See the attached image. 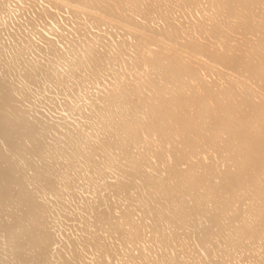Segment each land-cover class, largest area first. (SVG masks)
<instances>
[{
	"label": "bare ground",
	"instance_id": "1",
	"mask_svg": "<svg viewBox=\"0 0 264 264\" xmlns=\"http://www.w3.org/2000/svg\"><path fill=\"white\" fill-rule=\"evenodd\" d=\"M44 1L45 3L46 1H48L47 3H50L52 6H44V8H42L40 11L36 12L35 17L37 16L38 19L41 18V20H44V23L42 25H45V23L48 24V22L52 20L53 15L56 14L55 10L58 9L57 11H59L60 8L66 7L68 10L66 11V14L70 11L75 17H77L78 20H76L75 17L73 18L76 23L78 21H83V17L87 18L89 16L87 22L89 23L90 27H94V29L96 28V30L99 29V26H101L102 24H106L104 28H106L108 24L109 26L116 27V29H121V27H124L127 31V35L123 32H120V34L123 33V35L118 34V29L115 31L114 34H118V36L122 37H124V35L125 37H129L123 40L121 38V42L116 41V44L114 42L112 44L111 41H114L115 35L112 36L110 34L112 36L111 37L109 35L111 31L109 32V30L106 28L108 30V35L105 34L107 31L105 33L101 32L102 34H100L99 30V33H96L95 30L91 32L92 30L88 28L87 24H85V21L84 23L81 22L82 24L79 22L80 24L78 23L74 25L75 28H73L74 31L78 32L77 35H72V33L75 34V32H72V30H70L72 27L69 29L71 33L70 31L68 32V29L66 30L63 28L66 32L71 34V37H69V35H66L67 33L64 32H62L64 34H61V37H63V35H66V37L68 36L67 38H69V41L67 38L65 39V37L64 39L60 36L58 37H60L63 42H65V40L67 43L70 42L68 43L70 44V47H68L69 45L65 42V44L67 45V49L65 48V45L63 48H65L67 51L70 48L73 53L71 52V50H69L70 53L68 54H72V56L70 55L71 57L68 58V63L66 61L68 55L65 54L64 55L67 56L64 57L66 58V63L61 62V64L63 65L68 64L67 70L64 69V71H61L60 69H63L62 67L59 70L63 72V74L55 73L56 75H52L53 77H55L54 80L52 79L53 83H56L59 88L60 86H62L61 88H63V91L72 90V92L84 89V86L87 82L98 84L100 82H96L98 78L99 80L100 78L102 79L105 74L110 78L106 80L107 76H105V79H102L106 80V82L101 85L103 88H99L100 90L96 91L95 94H93V97H90L91 99H88V97L86 99L84 98L87 101H80L82 97H85L84 95H82L81 97V94L88 93L89 95V92H83L82 90L81 94L78 95L80 96L78 97L80 98L79 100L76 96H72L73 99L76 97V99H74V101L76 100V103L77 100L80 102L85 101L84 103L87 102V106L90 107L86 108L85 111L87 109L89 110L90 108V113L87 110L90 114L89 117H93L95 121L89 120V117L87 119V111H81L82 114H80V117L82 118V115L85 113L86 119L88 121H91V123L92 121L95 122V125L97 126L96 128H100L99 130L102 129L103 134L100 133V138L98 139V130L96 129L95 131V133H97L96 137L94 136L95 134L93 135V133H91L95 130L94 128V130H92V125L94 126V124H91L90 127L87 126V124H90V122H87V127H83L85 130L81 131L88 132L86 128L90 127V132H76L77 134L74 135L72 139H78L77 144L80 145V147H88L89 151L87 153L85 163L93 166L97 175L99 173L101 174L99 180H103L104 178L105 181V178L108 173L104 177V171H108L107 169L113 166V168L115 167V170L117 169L120 171V173H124L127 180L133 182L132 184L129 182V184H125H128L131 188H137L140 193L139 197L135 201V204H130L131 207L126 206V208L121 209L123 210L122 214L120 213L121 210L119 211V218L117 217L118 219L114 218L117 215L113 216L111 211H100L97 213L98 216L95 217L98 218L96 219V221H99L101 224H103L102 226H104L105 224H110L107 225L109 226V231H111L110 236L115 235L116 239H121L120 241L122 243L124 242L126 245L130 243L132 247V244L140 245L141 241H143L144 243L145 234H149V232L146 231H151L150 237L149 235H147V237L150 238V241H148L147 238L145 239L147 240L146 242L152 243V246L155 248V253H151V245L145 246L143 244L140 249H138L139 247L134 245V248L139 250V252H137V255L133 252L135 254L133 255L131 253L135 250H132L129 252V254L133 256H129L126 255L128 254L126 250H122L125 247L124 243V247L121 246L119 243H117L118 245L115 244L117 246L120 245V249L121 247H123L121 251H123L125 258L126 256L129 257V262L131 259V263L129 264H227V262H229L228 260L231 257L237 255L240 257L241 254L245 253H249L251 255V259L253 258V260H249L250 257H247V259L252 262L251 264H264V120H262V122L258 125L260 128L262 127L263 130H257L255 131V133L253 132L254 134L251 133V130V132L249 131L250 136H247L248 130H244L243 132V129H246L245 127L248 125V122L244 120V115L238 114V112L236 111L238 109L237 107L242 108V106H240L241 104L239 102L236 103L235 101H232V104H228L227 101L226 103L223 101L224 97L231 96L233 100H237V97H239L238 95H241V100H244L245 103L248 102L250 106L255 107L256 104H260L264 107V93H260L258 92V90L255 92L253 90L254 88L252 89L250 84L248 85L246 82L241 81V79L238 80L236 76L237 72H235L236 77L234 76V74H232L231 77L229 76L230 73L228 72L227 74V71L225 70L221 72L222 75H220V79H217V81L215 80L214 83L212 82L214 87L216 86L217 89H213V87L207 85L206 81L203 79V74L205 72H202V69L204 71L205 67L202 68L201 66L205 65L211 70L214 67V65H212L211 63L217 62L219 58V60L224 63L222 65H225L226 67L228 66L227 68L229 69H235L239 65L233 63H231L233 65H229L225 60L228 56H224L226 52L222 55L217 54V56L215 55L214 51H208L207 53H204L200 50L201 47L198 48V44L187 41L188 38L184 37V35L182 34H179V30L184 34L185 31L183 28L191 27L196 23L195 20L192 21L188 18V25L183 26L182 22H177V24L174 23L173 18L163 19V16L164 14H166L167 8L169 7L167 2H169L170 0H150L148 2L147 0H145L146 4L141 9L140 14L131 9L130 10L132 12L128 11L129 8H126L127 6L124 7L122 5L124 0ZM175 1L178 2L177 5H179L180 3L181 5L183 4L188 8L190 7L191 14H193L192 12L195 9L196 5L199 4V0ZM211 2L214 5L223 4L228 9H232V15L233 10L236 7L235 5H238L243 10H248V12L252 9L255 4H258L260 7L264 8V0H225L223 2L222 0H211ZM39 3L40 1L38 2V4ZM12 4L13 3H10V5ZM35 4H32V6H34ZM38 4H36L35 6H38ZM7 5L8 4L5 0H0V14H2L1 10L6 9L8 7ZM25 7L27 6L25 5ZM187 7L186 9H188ZM247 7H251V9ZM13 10L15 9H12L11 11L13 12ZM25 10L27 13L29 12L27 9ZM37 10H39V8H37ZM245 10L242 14L244 17V14L246 13ZM33 11L35 12V10ZM234 11L237 13V11L240 10L237 9ZM6 12L9 13L7 9ZM240 12L242 13L243 11ZM22 13H19L21 14L20 17L22 16ZM27 13L24 14L27 16ZM236 13L234 14L235 16L240 14L239 12L237 14ZM63 15L59 16H62L61 18L63 19V22H65V20L67 21L68 18L65 15V17L67 18L66 19L65 17H63ZM132 15H135L141 18L142 20H137ZM239 16L241 17V15ZM28 18H30V20H28L31 23V20L33 19L31 17ZM80 18H82L83 20H79ZM38 19H36L37 22ZM69 19L68 24L70 23ZM155 19L159 20V23L155 22L157 24L156 27L150 26L149 22L154 21ZM53 20H55V18H53ZM56 21L58 22L59 20ZM32 23L35 24L34 29L37 28V25L38 27H42V25H39L35 22ZM48 25L45 27H48ZM58 27L57 29H59ZM27 28L30 30L29 27ZM53 28L54 27L52 25L51 29ZM60 28L62 29V27ZM124 28H122V31H124ZM51 29H49V31H51ZM111 29L113 30V28ZM44 30L47 31L46 28L43 29V31ZM102 31L105 30L103 29ZM175 31L178 33H175ZM89 32L91 33V35L88 34ZM227 34L224 32V35L227 36ZM208 35L210 36V33ZM224 35L222 34V36H220L219 38L223 37ZM109 36L111 37L110 39ZM182 36L184 38L182 39L183 41L178 40L176 44H171L176 41L175 39H178V37L182 38ZM45 37L43 36L42 39L40 38L42 40V44H44L43 40H47V43H45V45L49 46L48 38L45 39ZM73 37L76 38L73 39ZM70 38L72 39V41H70ZM206 39L209 41L208 38ZM50 40L52 39L49 38V42L51 43ZM57 40L59 39L57 38ZM117 40L120 41L119 37ZM63 42L62 44H64ZM54 43L56 44V42ZM50 45L55 46L53 44ZM176 45L179 48H177ZM47 46H45V48ZM202 46L206 47L205 45ZM37 47L38 52H41L42 50L39 48L42 46L37 45ZM237 47L235 46L236 49ZM50 48L52 53H50V55L53 56L54 54V58H56L57 61L59 58L64 61V58H61L64 51L59 52V46L56 48L58 49V51L53 50V47L51 46ZM212 48L214 47L211 46L210 49ZM47 49H49V47ZM217 49L219 51L218 47ZM224 49H226V47ZM48 52L50 51H47V53ZM176 52L180 54L176 55ZM252 53L254 52L252 51ZM40 54L42 55L43 53ZM195 54H199L198 57H193V55ZM35 55L39 56L38 54ZM230 55L232 54H229V58ZM43 56L47 57V55L44 54ZM46 57L45 59L47 60L48 58L49 60L52 59V57L50 58V56H48V58ZM204 57L207 60L205 59V61L203 62ZM56 59L54 60V63L57 62ZM192 60L194 63H196V66L198 65V67L192 66V64L189 65V62H191ZM52 61L53 60H51V62ZM59 62H57V66L59 65ZM251 62L254 63L255 61L251 60ZM256 63H258V61H256L255 64ZM249 65L250 64H248V66ZM53 66L56 65L54 64ZM58 68L54 69V72H56L55 70H57V73H60ZM64 68H66V66ZM50 69L53 70V68ZM241 69L240 71H242ZM261 69L262 68L260 67V71ZM52 70L50 71L52 72ZM51 72H46V75L49 73L53 74ZM209 75L210 73L208 74V76ZM45 77L43 78L45 79ZM50 77L47 78L49 79ZM52 80L50 82H52ZM67 81H70L71 83H69V85L64 86L65 83H68ZM255 81L252 80L251 82L253 83ZM209 82L211 81L209 80ZM53 83L51 84V86L54 87ZM237 86H239V88H237ZM85 87H87V85ZM55 88L58 90L57 86ZM61 88L58 91L63 94V91H60L62 90ZM85 89L87 91V88ZM80 91H77L76 95L79 94ZM65 93L68 94L69 98L71 97L70 95H72L71 92L70 94L69 92ZM177 94H179V97ZM90 96H92V94ZM72 100L70 99L71 103L75 104ZM233 103L236 104V107H233ZM65 106L69 107L68 104ZM204 106L211 109V111L209 112L214 114L216 112H219V114L216 113L218 115H216V117H212L210 120L209 117L206 116L208 115V113H205L204 109H206V107L204 108ZM74 107H72V109ZM82 107H84V105ZM82 107L80 106L81 110H83ZM80 108L76 107L75 109H78V111H80ZM75 111L77 112V110ZM76 112L72 113L73 117L71 116L74 121V117L77 115H74V113ZM253 112H255L254 109ZM70 114L68 113L69 118ZM213 115L211 114V116ZM248 115L249 113L247 114V116ZM206 118H208V120ZM231 122L234 127L232 129H229L228 126L231 124ZM20 124L21 119L15 114H10L8 118L0 116V131L3 134L6 131H8L7 133H9V130H5L4 132H2L3 130L1 129H11L12 125L13 127L11 130L13 133V128L20 129ZM200 124H205L204 126L208 128V133L209 131H211L215 137H218V140L220 139L221 143H217V141L216 143L217 145L221 144L222 149L217 145L214 148H220H218L219 150H221V153H219L222 156L221 158L225 160L226 163L223 160L222 161L224 163H220L221 160L219 161V163H223L224 168L217 166V163L216 165H214L213 163L210 164L209 161L206 160L208 151L210 149H212V153H214V151L213 148L210 147L212 141H208V138L210 139L211 135L208 138H201L203 136L206 137L207 133L203 136L199 135L202 134L198 132L200 130L199 127L201 126ZM9 125L10 127H8ZM78 129L76 131H78ZM245 132H247V134H245ZM90 134L93 135V137H96L97 140L95 138L94 141L90 142V140L92 139V136H89ZM101 134L104 137H101ZM222 134H224L226 137H221ZM214 136H211V139H214ZM246 136L249 139L253 138L251 139L253 143H249L248 141L250 140L244 138ZM69 139L70 141L72 140L71 138ZM173 148L174 150L180 151L181 153L183 152L182 154H184L186 158L184 156L182 157L190 161L186 162V166L182 165L181 167L177 165L178 163L180 164V162H182L183 158L178 163L177 161H172L174 159L173 155L174 153H176L174 152ZM97 151H101L102 155L100 158H96V160L94 155H97ZM180 152L179 155L181 157ZM214 154H216L217 156L216 151ZM220 154H218V159L220 158ZM177 155L178 154L176 153V156ZM1 156L2 154L0 155V157ZM208 157L210 159V156ZM117 163H119L118 166L116 165ZM111 171L113 172V169H111ZM1 172L2 171L0 169V173ZM109 174L111 175V173ZM4 175L9 176L10 174L9 172H7ZM0 176H2V174H0ZM91 178L93 179V177ZM92 179H90L91 182L96 181ZM120 184L118 183V185ZM110 185L112 186V184ZM2 192L0 196L5 197L7 192ZM125 195L126 197H129V199L132 197V192L130 191V189L125 191L124 196ZM134 209H138L137 211L140 210V213L143 214L140 215L144 216V218L142 217L143 220H146V218L152 219V221L150 220L152 224H150L151 222H147L149 221V219H147L146 223L145 220H141L142 222L137 220V222L135 220L136 217L135 219H133L132 215H134V213L136 215V212L133 211ZM193 210L195 211V214L191 215L190 212ZM33 212L35 211L32 209V211H30V214H32ZM17 216H14V220L12 219L13 221L11 228L8 227L9 230L11 229V231H15V229L17 228L16 226L19 225L21 222L23 223L25 219L22 217L23 215L21 217ZM37 217L38 216H36V218ZM190 221H193V224L196 228V240L194 239L193 243L186 241L187 239H189V237L186 236H189L188 227L190 226ZM167 224H170L171 228L174 227V229H167ZM146 227H149L150 230L147 229L145 231L144 229H146ZM144 231L146 233H144ZM91 236H89L90 238L88 237L89 240H87L89 242L91 240L92 243H96L92 244L90 242L91 244H89L93 245V247H98L97 244L102 243L100 241L98 242L99 239L97 238L99 236ZM104 237L106 238L107 235ZM119 239L117 241H119ZM104 242L105 241H103L102 245L100 244L101 247H98L101 248V251L98 252V248L96 250L98 254L101 253L99 255L97 254V256H99L103 261H105L107 256H109L108 254H110L109 252H111L112 249L115 250V247L113 248V246L110 245V242L109 245H106L107 242ZM131 246L127 245L126 247L128 248L126 249L129 250V247L131 248ZM118 248L116 247V252L114 250L113 251L117 253ZM109 249L111 250L109 251ZM195 249L200 250V253L199 251L196 252ZM124 251L126 252V254ZM123 253L122 255L120 254V252L118 253V256H120L119 258H122V256L124 258ZM111 255H113V253H111ZM205 256L207 257L205 258ZM234 258L236 259V257L232 258L235 261ZM101 260L100 262L102 263L103 261ZM236 260H239L241 262V259L237 258ZM231 262L229 263L231 264Z\"/></svg>",
	"mask_w": 264,
	"mask_h": 264
},
{
	"label": "rangeland",
	"instance_id": "2",
	"mask_svg": "<svg viewBox=\"0 0 264 264\" xmlns=\"http://www.w3.org/2000/svg\"><path fill=\"white\" fill-rule=\"evenodd\" d=\"M5 1L8 4L7 5L8 7L6 6L7 7L6 9L8 10L9 13L6 12V9H3L1 11H2V14H4V15L0 14V116L8 118L10 114H15L21 119V124H20V129H16V128L14 129L13 128V130H14L13 133L11 130L13 127L12 125H11V129H9V128L1 129V130H3L2 132H4L5 130H9V133H7L8 131H6L3 134L0 131V152L2 154V156L0 157V169L2 172H5V173L1 172L0 174H2V176H5L4 174H6L7 172H9V174H10L9 176L6 175L7 176V177L5 176L6 178L0 176L1 177L0 178V195H1L2 191H4V193L7 192L5 197L0 196V264H124V263L126 264L127 260H128L127 264H129V263H131V259L129 262V259H128L129 257L126 256V258H127L126 259L125 255H124L123 251H121V249L125 246L122 250H126V252H128V254H126V252L124 251L126 255H129V256L131 254L137 255V252H139V250L134 248V245L139 247L138 249H140V247H142L143 244L145 246L151 245V247L153 248V250H152V248L150 247L151 253H155L154 252L155 248L152 246V243L146 242L147 240L150 241L149 237L151 235L150 234L151 231H146L147 229H149V227H146V229H144L146 232H149V234H147V235H149V237H147L146 234L144 236L145 238H147V240L143 237L145 242L143 243V241H141L142 243L140 242V245L139 244L138 245L132 244L133 247L130 245V243H128L127 245L131 246V248L129 247V250H128V249H126V248H128V247H126L127 245L123 242L125 244L124 245L120 241L121 239H119V238L116 239L115 235L110 236L111 231H109V228H108L109 226H107L110 224H105L104 226H102L103 224H101L99 221H96V219H98V218H95V217L98 216L97 213L100 211L101 212L111 211L113 216L117 215L114 217L116 219L118 217L119 211L121 209L126 208V206L131 207L130 204H132V205L135 204V201L139 197L140 193H139L137 188H131L128 184L129 183L132 184L133 182L127 180V178L125 177V174L122 172L120 173V171L117 169L115 170L114 169L115 167L113 168V166L110 168L108 167L110 170L107 169L108 171H106V170L104 171V174H105V175L103 174L104 177L108 173V175H107L108 177L106 176L105 181H104V178H103V180H99L101 174L99 173L97 175L94 167L91 166L90 164L85 163L86 156H87V153L89 151L88 147H86V148L80 147V145L77 144L78 139H75V140H74V138L72 139V137H74V135H76L78 132L82 133L83 131H81V130H85L84 129L85 127H87V126L91 127V124H94V126L92 125V130L95 129L91 133H93V135L95 134L94 136H96L98 133V136H99L98 139L100 138V133H102L103 131H102V129L99 130L100 128L97 129L95 122H93V121H95L94 118L89 117L90 116V114H89L90 108H89V110L87 109L89 111V113L86 110L87 111L86 115H87V119L89 117V120H93L92 123H91V121H88L86 119L85 113L82 115V118L85 116L83 119L80 117V114H82L81 111L84 112L86 108L90 107V106H87L88 105L87 102L84 103L85 101H87L85 99L87 97H88V99L90 97L92 98L93 94H95L96 91L100 90L99 88H103L101 85L103 83H105L106 80L110 79L109 76H107L105 74V76H107L106 80H102L103 78L105 79V76H103L102 79L100 78V80L98 78V80L96 82L100 81L99 82L100 84L99 83L94 84L91 82L93 84L92 85L91 83L87 82L88 83V84L86 83L87 87H85L86 85L84 86V89L87 88V91H86V89L85 90L82 89V90H83V92L84 91L89 92V95H88V93L81 94V92H82L81 89H80L81 91L80 90H76V92L73 91L74 93L72 92V90L63 91V88H61L62 86H60V88L62 89L60 91H63V94H61V92L58 91L60 89L59 86L56 83H53V80L55 77L52 76V75L61 74V73L63 74V72H61V71H64V69L67 70L68 64L63 65V64H61V62L66 63L65 62L66 58H64V57H67V56H65V55H68L67 60H66L67 63L69 61L68 58H70L72 56V54H70L71 56L68 54V53H70L69 50H71V49L69 48L68 51L66 50L67 49L66 44H68L70 42L67 43L65 40V42H66V44H65V42H63V40L60 39V37H61V34H64V33H67L66 35H69V37H71V34H70L71 31L70 30H72V32H75V34L72 33V35H77L78 32L74 31V28H75L74 25L78 24L79 22L84 23V21H85V24H87L88 28L90 30H92L91 32H93L95 30L96 33H99V31H100V34H102L101 32L105 33L107 31L105 34L108 35V30H109V32L111 31L109 33V35L111 34L112 36L113 35L116 36V37L114 36L115 39L113 38L114 41L113 40L111 41L112 44H113V42L115 44L117 42H121V38H122V40L125 38H129L128 36L125 37V35H124V37L118 36V34H120V32H123L124 34L126 33V35H127L126 29L124 27H121V29L117 28L119 30L117 32H119V33L114 34L115 31L117 30L116 27L109 26V24H108L106 27L108 29L107 30L106 28H104V26H106V24H104V25L102 24L101 26H99L100 28L96 30V28L94 29V27H90L89 23L87 22L89 19L88 18L89 16L87 18L83 17L84 20L82 18H80L79 20H83V21H78L76 23L73 20V18L75 16L70 11H69L70 13L68 12L69 14L68 13L66 14V11H68L66 7L60 8L61 11L60 10L57 11L58 9L55 10L56 14H54V15H56V16L53 15L52 20H50L48 22V24H50V25H48L47 23H45V25H42L44 23V20L42 19L43 20V22H42L41 18L38 19V17L36 16L37 17L36 18L35 15H36V12L40 11L42 8H44V6L45 7L46 6L47 7L52 6L50 3H47L48 1H46V3H45L44 0H39L40 1L39 4H38L39 1H37V0L36 1L35 0H29V2H31V3H29L28 0H25V1H23V0H21V1L20 0H17V1L16 0H10V2H9V0L8 1L5 0ZM13 1H15V2H13ZM41 1H42V3H41ZM148 1H150V0H147V2ZM223 1H225V0H222V2ZM10 3H13V4L10 5ZM14 3H16V4H14ZM17 3H19V4H17ZM35 3L38 4V6H35L36 5ZM32 4H35V5L32 6ZM145 4H146L145 0H124L122 3V5L124 7L127 6L126 8H129L128 11L134 10L138 14L141 13V9L143 8V6ZM167 4L169 5V7L167 8L166 14H164V16H163V19L173 18L174 23L177 24V22H182L183 26L188 25L189 19L192 21L193 20L196 21V23L194 25H192L191 27L183 28L185 31L184 34L182 32H180V30H179V34H182V35H184V37L188 38L187 41L194 42L195 44H198V48L201 47L200 50L203 51L204 53H207L208 51H214L215 55L217 56V54L222 55V54H225V52H226V54L224 55L226 57L228 56L227 59H225L226 62L229 65L238 64L239 66H237V68L240 67V68H238L239 71L237 68H235V69L230 68L229 69V68H227L228 66L226 67L225 65H222L224 63L221 60H219L220 59L219 57H218L219 59L217 60V62L211 63L212 65H214V67H213L214 69L212 68L213 70L212 69L210 70V68L205 66V65L201 66L202 68L205 67V69L208 68V69H206L207 71L205 69L203 71V69H202V72L203 73L205 72L203 74L204 75L203 79L206 81L207 85H209L210 87H213V89H217L216 86H215L216 88L214 87L213 83L215 82V80L217 81V79H220V77H221L220 75H222L221 72H223V70H225V71H227V74H228V72L230 73L229 76H231V77H232V74H234V76H235V74H236L235 72H237L236 76H237L238 80L241 79V81L246 82L248 85L250 84L251 88L252 89L254 88L253 90L255 92L258 90V92L264 93V90H263V84H264V60H263L264 59V57H263L264 56V8L260 7L258 4H255L253 7L251 6L252 9H251V7H247L249 9H251L249 12H248V10L244 9L245 12L247 13V16H248V18H247L246 13L244 14L245 17L242 15L244 13V10L241 7H239L238 5H235L236 7L234 10L238 9L240 11H243L242 13L240 11H237V13L238 12L240 13L239 15H241V17L239 15L235 16L234 14L236 12L234 10H233V15H232V12H231L232 9H228L223 4L214 5L211 2V0H199V4L196 5L195 9L192 12L193 14L190 13V11H191L190 7L188 8L187 6H184L183 4H182L183 5L182 6L180 3H179V5H180L179 6V5H177L178 2H176L175 0H170L169 2H167ZM25 5L27 7H25ZM14 6H15V8H14ZM20 6H21V8H20ZM177 7H180L181 9L177 8ZM186 7L188 9H186ZM11 8L15 9L16 11L13 10V12H12ZM37 8H39V10H37ZM25 9H27V10L30 9L28 11L31 12L32 14L29 12L27 13ZM19 10H21V11H19ZM33 10H35V12ZM17 12L27 13V16L24 13H22L21 17H23V18H21L20 17L21 14H19ZM17 14H18V16H17ZM30 14H31V16H30ZM63 14H65L68 19L70 17V19H69L70 25L68 24V22H69L68 19ZM37 15H38V13H37ZM59 15H63V17H65L67 19V21L64 19L65 22H63V19L61 18L62 16L60 17ZM132 16L134 18H136L137 20H142L141 18H139L135 15H132ZM28 17H31L33 19V20H31L32 22H35L39 25H42L43 28L40 26H39L40 27L39 28L38 25L36 24L37 28L34 29L35 24L31 22L34 25L33 26L29 22L30 18H28ZM71 17H72V20H71ZM53 18H55V20H53ZM36 19H38V22ZM75 19L78 20L77 17H75ZM39 20H40L41 24L39 23ZM56 20H59L60 23H59V21L57 22ZM72 21H74V22H72ZM155 22L159 23V20L155 19L154 21H150L149 25L152 27H156L157 24ZM63 23H65V24H63ZM29 24L32 26H30ZM51 24L54 27L53 29H51V27H52ZM47 25H48V27H45ZM56 25H57V27L59 26L58 27L59 29H57ZM49 26H50V28H49ZM27 27H29L30 30ZM60 27H62V29L63 28L66 29V30L68 29V32L70 31V33L66 32L64 29L62 30ZM71 27L72 28L74 27V28L72 29ZM108 27H110V28H108ZM45 28L47 29V31L44 30L45 31L44 32L43 29H45ZM102 28L105 31H102L103 30ZM111 28H113V30ZM122 28H124L123 29L124 31H122ZM49 29H51V31H53V32L49 31ZM48 31H49V33H48ZM56 31L58 34L56 33ZM62 32H64V33H62ZM205 32L207 35L205 34ZM224 32L226 34L228 33L227 36L224 35ZM123 33H121L120 35H123ZM175 33H178V32L175 31ZM209 33H210V36L208 35ZM88 34L91 35L90 32ZM222 34L224 36L219 38L220 36H222ZM42 35L44 37L46 36L45 39L48 38V45L49 46L45 45V43H47V40L46 41L43 40L44 44H42V40H41L43 37ZM66 35H63V37H61V38L64 39V37H65V39H66L68 37V36L66 37ZM40 36H42V37H40ZM58 36H60V37H58ZM110 36H109V39L112 37V36L111 37ZM212 36L214 39L212 38ZM76 37H73V39H75ZM118 37H119L120 41L117 40ZM226 37H227V39H226ZM49 38L52 39V40H50L51 43L49 42ZM57 38L60 41L62 40L61 43L59 40H57ZM206 38H208L209 41ZM224 38H225V41H224ZM67 39L69 41V38H67ZM182 39H184L183 36H182V38L178 37V39H175L176 41H174L171 44H174V43L176 44L178 42V40H182ZM194 39H196V40H194ZM197 40H199V41H197ZM52 41L56 42L57 46ZM70 41H72L71 38H70ZM204 41L207 44H205ZM219 41H221L223 44ZM57 42L60 44H58ZM62 42L64 44H62ZM209 42H210V44H209ZM50 44H53L56 47L52 46ZM208 44L210 45V48H211V46L214 47V48H212L213 50L209 48ZM37 45L42 46L39 48L42 50L41 52H38ZM64 45H65L66 49L63 48ZM68 45H69L68 47H70V44H68ZM202 45H205L206 47H204ZM215 45H218V46H215ZM45 46H47V47L45 48ZM50 46L53 47V50H57V51H58V49H56V48L59 46V52L64 51L63 55L61 57V58H64L63 59L64 61H62V59H60V58L57 61V59L54 58V54H53V56L50 55V53H51ZM61 46L64 50L61 48ZM235 46L236 47L239 46V47H237V49H236ZM48 47H49V49H47ZM54 47H55V49H54ZM176 47L179 48L177 45H176ZM217 47L219 48V51H218ZM225 47H226V49H224ZM60 48L62 51L60 50ZM221 49H222V51H221ZM234 49H236V50H234ZM238 49H239L240 54L238 52ZM241 49H244V50H241ZM46 50L50 51V52L47 53ZM65 50H66V53H65ZM246 50H247L248 54L246 53ZM43 51H45V52H43ZM252 51L254 53H252ZM71 52H72V50H71ZM231 52H233V53H231ZM34 53L38 54V55L40 53H43L44 55H47V57L43 56V54L42 55L40 54L39 56H37ZM175 54L179 55L180 53L176 52ZM229 54H232V55H230V58H229ZM198 55L199 54H195V55H193V57H198ZM248 55H250V56H248ZM40 56H42V57H40ZM48 56H50V58L52 57V59L49 60ZM243 56H244V58H243ZM245 56H248V57H245ZM259 56H261V57H259ZM45 57L48 58V60L45 59ZM200 57H202V56H200ZM246 58H248V59H246ZM249 58L252 61H255V62L258 61V63L255 64V62L254 63L251 62V60ZM260 58H262V59H260ZM55 59L57 62H59V60H60L58 66H57V62L54 63ZM205 59H206L205 57H204V60L202 59L203 62L205 61ZM240 59L242 60V62ZM51 60H53L52 61L53 64H52ZM239 60H240V63H239ZM218 61L219 62L221 61L222 63L220 62L221 63L220 64ZM192 62H193V60L191 62H189V65L192 64V66H196V63L193 62L194 63L193 64ZM49 63H50V65H49ZM206 63H207V61H206ZM231 63H233V64H231ZM51 64H52V66H51ZM54 64L56 66H53ZM248 64H250V65L248 66ZM65 66H66V68H64ZM62 67H63V69H60ZM196 67H198V65ZM241 67H242V69H241ZM258 67H259V69H258ZM260 67L262 68L261 71H260ZM50 68H53V70ZM56 68H58V70L59 69L61 70V71L59 70L60 73H57V70H55L56 72H54V69H56ZM224 68H226V69H224ZM245 68L247 71L245 70ZM216 69H218L219 71ZM240 69L242 71H240ZM50 70H52V72ZM48 71L53 73V74L49 73L46 75V72L48 73ZM209 73H210V75L208 76ZM44 74L46 77L44 76ZM43 77H45V79ZM47 77H50L51 80L53 79L52 82H50L51 81L50 78L48 79ZM209 80L211 82H209ZM252 80L253 81L256 80V81L252 83L251 82ZM222 81H223V79H222ZM52 83L54 84V87L51 86ZM69 83H71V82L69 81L68 83H65L64 86L69 85ZM254 83H255V85H254ZM257 84H258V87H257ZM55 85L57 86L58 90L55 88L56 87ZM98 85H99V87H98ZM237 88H239V86H237ZM68 89H71V88H68ZM92 90H93V92H92ZM77 91H80V92H79V94L76 95ZM90 91H91L92 96H90L91 95ZM65 92H69V94L71 92L72 93V95H70L71 97L69 98L68 94ZM80 94H81V97H82V95L85 96V97H82L83 99L81 98L82 100L80 98H78V97H80V96H78ZM86 95H88V96H86ZM177 95L179 97V94H177ZM72 96L73 97L76 96L78 98V100L80 99V101H83V100H85V101L80 102L77 100V103L80 104V105H78L75 102L76 100L74 101V99H76V97L73 99ZM223 96H225V95H223ZM238 96L239 97H237V100H233L231 96H227V97L223 98V101L225 103L227 101L228 104L229 103L232 104V101L233 102L235 101L236 103L239 102L241 104V105L240 104L239 105L242 106V108L237 107L238 109L236 111L238 112V114L244 115L245 116L244 120L248 122V125L245 127L246 129H243V132H244V130L245 131L248 130L247 136H250L249 131L251 132V130H252V132H251L252 134H254L255 131H257V130H259V131L263 130V128L262 127L260 128L258 125H259V123L262 122V120H264V109H263L264 107L260 104H258V105L256 104L255 107L250 106L248 102L245 103L244 100H241L242 99L241 95H238ZM67 97H68V99H67ZM238 98L240 99V101ZM70 99L71 100L73 99L72 101H74L75 104L71 103ZM65 100H66V102H65ZM88 101H90V100H88ZM67 102H69V103H67ZM247 103H248V105H247ZM67 104L69 107L65 106ZM233 104H234L233 107H236V104L235 103H233ZM70 105H71V107H70ZM76 105H78V106H76ZM83 105H84V107H82ZM74 106H76L77 108L78 107L80 108V106H81L83 110H81V108H80V111H78V109H75L76 107H74ZM72 107H74V108L72 109ZM201 107H202V105H201ZM205 107L206 106H204V108ZM69 108H70V110H69ZM239 108H240V110H239ZM247 108L250 109V112H249V109H247ZM208 109L209 108L206 107V109H204V110H205V113H208V115H206V116L209 117L210 120L212 117H214V116L216 117V115L219 114V112H216L218 114L211 113V112H209V111H211V109H209V110ZM253 109L255 112H253ZM65 110L69 111V112H66ZM75 110H77V112L78 113L80 112V113L78 114ZM73 112H76V113H74V115L77 114L76 116H79V117H76V116L74 117L75 121L73 120V118H71V116L73 117V115H72ZM212 112H213V110H212ZM68 113L69 114L71 113L70 118L68 116ZM210 113L212 115L213 114L214 115L211 116ZM248 113H249V115L247 116ZM90 118H93V119H90ZM206 119L208 120V118H206ZM83 121H85V122H83ZM87 122H90V124L89 123L87 124ZM86 124H87V126H86ZM200 125H201L200 127L201 128L203 127V128L201 129L199 127V129L201 131L198 129L199 130L198 132L202 133L199 135L203 136V135H206V133H207L206 137L203 136L201 138H208L210 135L212 137L214 136L211 131H209V133H208V131H207L208 128L204 126L205 124L204 125L200 124ZM8 127H10V125ZM233 127L234 126L231 122V124L228 126V128L232 129ZM78 128L80 129V131ZM89 128H86L88 130V132H90ZM77 129H78V131H76ZM96 129L98 130L97 133H95ZM10 130H11V133H10ZM202 130H203V132H202ZM88 132L84 131L83 133H88ZM6 133H7V135H6ZM102 134H101V137H104ZM245 134H247V132H245ZM1 135H3V136H1ZM67 135L71 136V137H68ZM93 135H91V134L89 135L90 137L92 136L91 137L92 139L90 140V142L94 141L95 138L97 137V136L93 137ZM211 136H210V139L208 138V141H210V142L212 141V144H213V142L215 144L216 141H217V143H221L220 139L219 140L217 139L218 137L214 136V139L213 138L211 139ZM247 136L244 138H246L247 140H250L251 142L248 141L249 143H253V141L251 140L253 138L249 139V138H247ZM221 137L224 138L226 136L224 134H222ZM69 138H71L72 140L70 141ZM96 140H97V138H96ZM63 141H65V142H63ZM217 143L215 144V146H214V144L213 145L211 144V146H210L213 148L214 153L216 151L217 156H216V154L212 153V149H210L208 151L206 160L209 161L210 164L213 163L214 165H216V163H217V166L224 168L223 163L225 162V160H223L221 158L222 157L220 154L221 150H219L221 148V144L217 145ZM216 145L219 146L220 148L217 147V149H215L214 147H216ZM159 148H160V146H159ZM173 150H174V148H173ZM217 150H219V151H217ZM98 152H100V153H98ZM174 152H176L178 155L176 156V153H174V155H173L174 159L172 161L173 162L177 161V163H178L183 158V160H182V162H180V164L179 163L178 164L176 163V164L178 166H181V167H182V165L186 166L187 165L186 162H188L189 160L185 159L186 157L184 156V154H182L183 152L181 153L180 151H177V150H174ZM179 152L181 154V157L179 155ZM3 153H6V154H3ZM96 154L97 155H94L95 159L100 158L102 155L101 151H97ZM218 154H220L219 159H218ZM182 156H184L185 158ZM208 156H210V159ZM215 157H217V158H215ZM215 161H218V162H215ZM219 161H220V163L221 162H223V163L220 164ZM182 163H184V164H182ZM118 164L119 163H117L116 165L118 166ZM111 169H113V172L111 171ZM109 173H111V175ZM119 174H120L121 178H120ZM162 175H165V174H162ZM116 176H118V177H116ZM91 177H93V179ZM89 178L94 180V181L96 180L97 182L96 181L91 182ZM120 179H121V181H120ZM98 180H99L100 185L98 183ZM122 180L125 182H123ZM103 181H104V183H103ZM105 182H106V184H105ZM101 183H102V185H101ZM118 183L119 184L121 183V184L118 185ZM122 183H123V185H122ZM125 183H128V184H125ZM103 184H105V185H103ZM110 184H112V186ZM114 184H115V186H114ZM137 185H138V183H137ZM128 189H130V191L132 192V195H131L132 197L130 199H129V197H126V195L124 196L125 191ZM5 198H7V199H5ZM134 208H135V205H134ZM32 209L36 212V214H35V212L30 214V211H32ZM137 210L138 209L133 210L134 212H136V215L132 211L134 213V215H132L133 216L132 218L135 219V217H136V219H135L136 221L137 220L138 221H141V220L144 221L145 219L144 220L142 219V217L144 218V216H142L143 214L140 213V210L139 211H137ZM122 211L123 210H121V212H120L121 214H122ZM16 214L17 215L19 214L18 215L19 217H21L23 215L22 217L25 218L26 220L24 219L23 223L21 222L19 225H17L16 226L17 228L15 229V231L14 230L11 231V229L9 230V228H11L12 221L15 219L14 216L15 217L17 216ZM140 214H142V215H140ZM190 214L191 215L195 214V211L194 210L191 211ZM35 215L38 217L36 218ZM139 216H141V217H139ZM147 219H149V221H147ZM150 220L152 221V219L146 218L145 223H146V221L150 223L151 222ZM207 222H206V224H207ZM145 223H144V225H145ZM149 223H147V224H149ZM203 223H205V222H203ZM150 224H152V222ZM189 224H190V226L188 227V231H189L188 235L189 236H186V237H189V239H187V240L185 239V240L187 242L189 241V242L193 243L194 239L196 240V228H195V225L193 224V221H190ZM105 226H107V227H105ZM105 228L107 229V231ZM167 229H174V227L171 228V225L167 224ZM8 231H10V232H8ZM145 231H144V233H146ZM107 232H108L109 236H108ZM43 233H45V234H43ZM43 235H45V236H43ZM106 235H107V237H106L107 239L104 237ZM89 236H91V237L102 236V237H100L101 239L99 237L97 238V239H99L98 242L99 241L102 242V243L97 244L98 247L99 246L101 247V245L103 244V241H105L104 243L107 242L106 245H109V242H110V245L113 246V248L115 247V250L112 249V247H111L112 251L109 252L110 254H108L109 256H107L108 259L106 258L105 261H103V260H101V258L99 256H97L98 252L101 251L100 250L101 248H98L96 246H94L95 247L94 248L93 245H90L92 243V241L90 240L91 243L88 241ZM18 237H19V239H18ZM102 238L105 240H103ZM118 239H119V241H117ZM94 243H96V242H93L92 244H94ZM117 243H119L121 246H123V245L124 246L121 247V249H120V245L117 246L118 245ZM112 244H114V245H112ZM115 244H117V245H115ZM103 247H104V245H103ZM107 247H109V246H107ZM116 247L117 248L119 247L117 253H115ZM92 248H94V249H92ZM97 248H98V252L96 251ZM111 249H109V251ZM132 250H135V251H132ZM130 251H132L131 254H129ZM197 251H199V253H200V250H196V252ZM119 252L121 255L123 253V255H124V258L122 256L123 260H122V258H119L120 257V256H118ZM111 253H113V255H111ZM99 254H101V253H99ZM247 254H248V256H247ZM247 254L246 253L241 254L240 257L238 255L233 256V257H236V259L237 258L241 259V262L239 260H236L235 258H234L235 259V261H234L232 259L233 257H231L228 261L231 262L233 260L231 262V264H251L252 262L249 261L251 259V255L249 253H247ZM133 255H131V256H133ZM206 257L207 256H205V258ZM242 257H243V261H242ZM247 257L248 258L250 257L249 260L247 259ZM100 260L103 261L104 263L103 262L101 263ZM251 260H253V258ZM229 262H227V264H230Z\"/></svg>",
	"mask_w": 264,
	"mask_h": 264
}]
</instances>
